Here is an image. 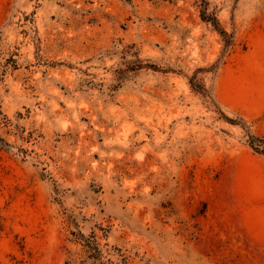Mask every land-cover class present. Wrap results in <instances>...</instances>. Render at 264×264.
<instances>
[{"label":"rangeland","instance_id":"374dc122","mask_svg":"<svg viewBox=\"0 0 264 264\" xmlns=\"http://www.w3.org/2000/svg\"><path fill=\"white\" fill-rule=\"evenodd\" d=\"M262 140L264 0H0V264H264Z\"/></svg>","mask_w":264,"mask_h":264},{"label":"trees","instance_id":"16d2710c","mask_svg":"<svg viewBox=\"0 0 264 264\" xmlns=\"http://www.w3.org/2000/svg\"><path fill=\"white\" fill-rule=\"evenodd\" d=\"M203 16H204V15H203ZM262 141L264 142V140H262ZM252 144H253V143H252ZM260 146H262V147L264 148V144L261 145V144H258V143H255L253 148H254L256 151H260V149H259ZM263 150H264V149H263Z\"/></svg>","mask_w":264,"mask_h":264}]
</instances>
